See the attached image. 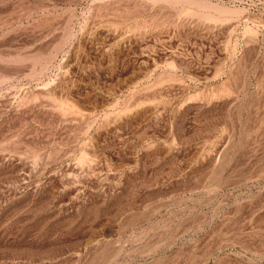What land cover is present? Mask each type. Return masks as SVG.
Masks as SVG:
<instances>
[{
    "label": "rangeland",
    "instance_id": "1",
    "mask_svg": "<svg viewBox=\"0 0 264 264\" xmlns=\"http://www.w3.org/2000/svg\"><path fill=\"white\" fill-rule=\"evenodd\" d=\"M0 264H264V0H0Z\"/></svg>",
    "mask_w": 264,
    "mask_h": 264
}]
</instances>
